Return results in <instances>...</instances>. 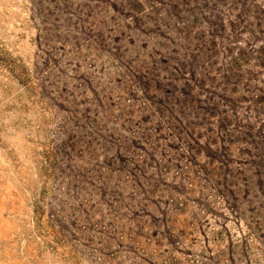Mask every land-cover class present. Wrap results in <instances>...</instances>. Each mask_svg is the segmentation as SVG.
<instances>
[{
	"label": "rangeland",
	"instance_id": "374dc122",
	"mask_svg": "<svg viewBox=\"0 0 264 264\" xmlns=\"http://www.w3.org/2000/svg\"><path fill=\"white\" fill-rule=\"evenodd\" d=\"M0 264H264V0H0Z\"/></svg>",
	"mask_w": 264,
	"mask_h": 264
}]
</instances>
